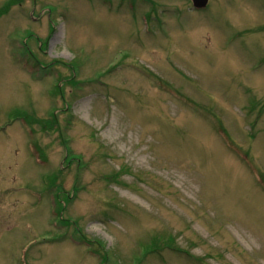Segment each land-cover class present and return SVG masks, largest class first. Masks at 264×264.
Segmentation results:
<instances>
[{
	"label": "rangeland",
	"instance_id": "rangeland-1",
	"mask_svg": "<svg viewBox=\"0 0 264 264\" xmlns=\"http://www.w3.org/2000/svg\"><path fill=\"white\" fill-rule=\"evenodd\" d=\"M0 264H264V0H0Z\"/></svg>",
	"mask_w": 264,
	"mask_h": 264
},
{
	"label": "water",
	"instance_id": "water-1",
	"mask_svg": "<svg viewBox=\"0 0 264 264\" xmlns=\"http://www.w3.org/2000/svg\"><path fill=\"white\" fill-rule=\"evenodd\" d=\"M194 6L197 9H205L208 5V0H193Z\"/></svg>",
	"mask_w": 264,
	"mask_h": 264
}]
</instances>
